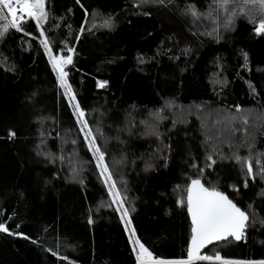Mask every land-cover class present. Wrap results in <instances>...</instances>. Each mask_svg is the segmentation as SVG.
I'll return each instance as SVG.
<instances>
[{
	"label": "trees",
	"instance_id": "obj_1",
	"mask_svg": "<svg viewBox=\"0 0 264 264\" xmlns=\"http://www.w3.org/2000/svg\"><path fill=\"white\" fill-rule=\"evenodd\" d=\"M81 3L92 14L87 23L75 0H47L44 27L53 54L75 49L68 81L140 241L157 257L187 259L186 188L204 169L205 186L219 187L252 221L245 239L214 241L201 255L264 260V178L256 164L264 153V36L240 17L225 29L223 11L219 24L180 14L185 3L205 12L211 0H173L168 7L140 0ZM108 17L112 28L103 26ZM213 27L219 39L202 34ZM26 30L32 35L10 30L0 38V223L31 239L0 232V264H137L34 20ZM99 81L108 83L99 88ZM234 154L252 156L255 181ZM209 155L216 160L210 168Z\"/></svg>",
	"mask_w": 264,
	"mask_h": 264
},
{
	"label": "snow or ice",
	"instance_id": "obj_2",
	"mask_svg": "<svg viewBox=\"0 0 264 264\" xmlns=\"http://www.w3.org/2000/svg\"><path fill=\"white\" fill-rule=\"evenodd\" d=\"M172 2L173 0H140L141 4L155 3L161 7H168ZM46 3L47 0H0V38H3L10 30L23 33L25 36H31L32 33L26 30L28 21L24 19V16L26 15L30 20L35 21V27L39 29V36L42 37L40 43L43 45L48 55L49 62L53 71L56 73L57 80L60 87L63 89L64 96H66L71 103L77 122L80 124L81 131L84 133V140L95 159L96 166L100 169V175L104 178V183L108 186L112 201L117 205L115 210L121 213L120 218L124 222L126 230L130 232L129 238L133 245V251L136 254L137 264H193L194 261L219 262V264H264V260L248 261L228 259L223 257L219 252H216L214 255H201V250L214 241L227 240L229 237L234 238L236 241L245 239L246 230L250 226V221H252L249 212L238 206V204L234 202L228 194L221 191L219 187L205 186V182H203L204 169L199 170L200 175L197 178L191 179L186 188V207L191 217V239L187 249V259H165L163 257H157L138 237H136L135 228H129V225H131L129 210L124 206V198L116 188L115 181L112 179V172L105 162L106 153L97 143L98 136L94 134L86 118V111L77 100L76 93L68 81L69 74L65 69L68 65L73 64L75 49L68 47L67 55L63 53L60 55L53 54V46L44 27L48 23L50 16ZM75 3L83 10L84 20L85 23H87L88 17L92 14L89 13L88 9L81 3V0H75ZM69 11L71 10L69 9ZM179 11L182 16H191L193 18V23L207 16L214 17L217 24H219L220 12L223 11L225 19L223 27L225 29L232 28L235 25L236 19L240 17L246 19L248 23L254 26L255 35L264 36V0H211L209 9L205 12H201L195 3H185L184 7ZM144 14L151 15L150 12H145ZM103 26L112 28V18L108 17L105 19ZM53 27L55 28L57 25H53ZM95 27L96 25H93V28ZM84 30L85 29L81 27V33H83ZM88 30L91 31V29ZM202 34L219 39L218 27H213L212 31H205ZM77 39H79V37H77ZM242 55L247 63L248 53L243 52ZM140 62L143 63L144 61L141 59ZM10 70L15 71V68L13 67ZM107 83V81H99L97 87L104 88ZM249 86L254 92L256 91L255 86L252 85L251 82H249ZM156 115L159 118V114L157 113ZM96 132L103 135L99 128H97ZM151 134L159 135L158 132L154 131L151 132ZM8 136L9 138H15L16 132L10 130ZM166 147L170 148L171 146L167 145ZM37 155L50 156L49 153L40 151L37 152ZM234 159L241 165L244 176L255 181L256 173L253 168L252 156L250 155L244 158L234 154ZM207 160L211 162L207 164L209 168L216 163L212 155H209ZM52 162H54V158ZM256 164L259 165V175L264 178V153L257 154ZM193 166L198 167L197 165ZM149 167H151V165H149ZM242 183L244 188H248V179H244ZM232 188L234 192L240 191V188L236 185H233ZM178 204L184 206L185 200L181 198L178 200ZM91 222V219H89V223ZM261 223L264 224V220H262ZM18 227L19 225H17V228ZM0 232L31 239V237L24 235L22 232H11L5 223H0ZM32 242L37 243L35 240ZM48 251L52 250L48 249ZM53 255H58V253L53 252ZM61 259L68 260L69 258L64 256L61 257ZM71 264H75V261H72Z\"/></svg>",
	"mask_w": 264,
	"mask_h": 264
},
{
	"label": "rangeland",
	"instance_id": "obj_3",
	"mask_svg": "<svg viewBox=\"0 0 264 264\" xmlns=\"http://www.w3.org/2000/svg\"><path fill=\"white\" fill-rule=\"evenodd\" d=\"M67 98V97H66ZM72 103H74V102H72ZM71 104V103H70ZM73 109V108H72ZM76 117V116H75ZM84 134V133H83ZM91 152V151H90ZM92 154V153H91ZM100 170V169H99ZM108 187V186H107ZM111 196V195H110ZM112 198V197H111ZM116 205V204H115ZM124 206H125V204H124ZM116 207H117V205H116ZM126 207V206H125ZM119 213V217L121 216V213L120 212H118ZM121 219V218H120ZM131 219V218H130ZM122 221V220H121ZM122 224H123V226H124V228H125V230H126V227H125V224H124V222L122 221ZM132 227H134V225H133V222H132V220H131V225H129V228H132ZM126 233H127V236H128V238L130 237V232L128 231V230H126ZM136 237H138L137 236V234H136ZM129 240H130V238H129ZM130 243H131V245H132V242H131V240H130ZM132 247H133V245H132Z\"/></svg>",
	"mask_w": 264,
	"mask_h": 264
},
{
	"label": "built area",
	"instance_id": "obj_4",
	"mask_svg": "<svg viewBox=\"0 0 264 264\" xmlns=\"http://www.w3.org/2000/svg\"><path fill=\"white\" fill-rule=\"evenodd\" d=\"M24 19H25L26 21L30 20L26 15L24 16Z\"/></svg>",
	"mask_w": 264,
	"mask_h": 264
}]
</instances>
